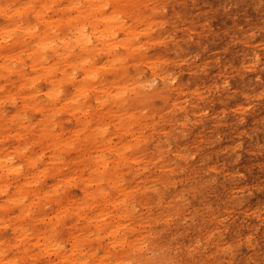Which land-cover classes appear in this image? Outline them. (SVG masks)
<instances>
[{"label":"rangeland","instance_id":"374dc122","mask_svg":"<svg viewBox=\"0 0 264 264\" xmlns=\"http://www.w3.org/2000/svg\"><path fill=\"white\" fill-rule=\"evenodd\" d=\"M126 1L120 9L108 6L104 12L119 18L124 28L129 29V37L117 31L116 41L132 47L119 46L117 59L104 67L102 52L94 51L91 59L97 66L92 84L98 90L111 89V95L101 98L106 100V106L116 99L114 93H120L124 102L119 112H113L116 107L111 106L113 114H106V106L99 108L94 99L100 93L93 92L85 99L84 106L91 110L84 115L58 111L42 116L32 108L22 112L17 108L22 98H29L27 102L34 104L33 96L46 105L44 94L50 86L41 78L32 81V85L17 84L14 74L6 75L0 70V150L11 159L13 166H20V172L26 173L32 182L31 186L24 187L27 191L24 204L30 203L28 215L18 217L17 205L6 202L0 194V205H3L0 209V264H12L17 256L12 254L17 249L4 247L7 241L20 244L14 240L12 232L16 223L29 228L31 263L70 264L58 259L54 251L47 255L37 253L34 235L42 232L44 238L57 240L54 250L69 253V233H75L83 221L57 212L69 208L71 199H84L82 180L93 170L95 163L90 160L93 155L115 158L100 142L92 143L80 134L75 136L79 128L96 127L106 130L103 140L107 139L111 147L120 148L122 154L116 174L110 175L112 171H109L106 176H113L120 180L121 187L131 189L139 204L130 201L127 206L131 207L132 216L120 220H116L112 208H107L113 222L120 221L119 237L132 245L120 247L110 242L106 253L104 245L108 244V239L103 237L104 230L99 232L100 238H96L91 226L88 240L81 248L83 252L92 249L93 255L79 264H264V0ZM67 2L55 0L52 12L47 13L52 16L56 34L61 38L69 32L64 18L74 16L64 8ZM28 15L22 20L33 23L32 15ZM0 22V25L6 23L1 15ZM12 29L9 33L12 35L6 39L8 44L2 45H9L14 34H19L16 28L9 26V30ZM142 29H146L147 34ZM14 48L19 50L17 46ZM19 59L29 64L25 53H21ZM19 59L20 68L25 74H31L29 67ZM152 68L167 77L149 82L153 78ZM75 76L80 77L78 71ZM57 86L63 95L72 92L66 80ZM136 90L143 94L142 99L138 98L141 101L134 98ZM12 100L16 103L12 104ZM43 117H49L45 122L48 130L71 141L68 146L53 153L46 145L48 139L42 138ZM129 126L130 129H126ZM99 140L97 137L96 141ZM135 143H138L136 147ZM14 147L23 149L24 155H17ZM134 154L141 164L128 159ZM28 156L35 159L33 167L28 164ZM53 156L60 160L58 173L54 171ZM139 165L144 168L136 172L134 168ZM43 169L45 172L39 173ZM93 176L91 188L99 187L105 194H113L104 173L99 171ZM19 178L14 175L3 178L9 183L10 194L15 191L14 179L22 181ZM38 191L48 195L40 193L35 197Z\"/></svg>","mask_w":264,"mask_h":264},{"label":"bare ground","instance_id":"6f19581e","mask_svg":"<svg viewBox=\"0 0 264 264\" xmlns=\"http://www.w3.org/2000/svg\"><path fill=\"white\" fill-rule=\"evenodd\" d=\"M2 1H4V2L0 3V15L2 16V19H4V22H6V23L0 25V27H1L0 28V49L2 48V46H5V45H2V43L8 44L6 39L8 36L12 35L9 33H11L13 31V29L9 30V26L16 28L19 31V34L18 35L14 34V38L9 40L10 44L6 45L7 47L6 46L4 47V49H5L4 51H1V53H0V70L2 71V73H5L6 75L14 74L16 79H17V84L20 82L23 85L28 84V83L30 85H32L33 84L32 81H34L38 78H41L46 83H48V86H50L48 91L44 94L45 100L47 101L46 105L42 104L39 101L37 102L34 99V97L31 96V101L34 102V104L27 102L28 101L27 99H29V98H22L21 101L19 102L20 106L17 107L18 110H21L22 112H26V110L32 108V110H35L39 114L41 113L42 116H48L49 113L54 114L55 112H58V111H67V112H70L72 115H74L76 113L78 115H84L85 113H87V110H89V111L91 110L89 107L84 106L85 99L87 98V95L91 92H93L95 94L100 93V96L94 97L95 102L99 108H103L104 106H106L105 105L106 100H103L101 98L103 96L108 97L109 95H111L112 91H111V89H106L103 87L100 90H98L99 88L97 86H95L94 84H92V80L95 79V69L97 66H96L95 62L91 61V59L94 55V51L98 50L99 52H102L104 54V57H105V62H103L101 64L104 67V66H106V64L108 65L117 59L118 55L116 53V50L119 46H121V45H122V47L127 46V49L128 48L130 49L132 47V46H129V44H125V42L116 41V32L117 31H119V32L121 31L124 35L129 37V31H128L129 29L127 27L124 28V25L119 20V18L111 16L109 12L108 13L104 12V10L108 6H110L113 10L120 9L122 7V5H125L126 2H128V1H126V0H68L67 5L64 8H66L68 11H70L71 12L70 14L74 13V16L71 18H70V16L64 18L66 20V27L68 28L69 32L66 36H64L62 38L58 34H56L57 28H56V26H54V23L52 21V16L47 15L48 12H52L51 11V9H52L51 5L53 2H55V0H24L22 2H18L19 0L18 1L17 0H10V1L2 0ZM19 6H21V7H19ZM20 9H22L23 12H21ZM28 14L32 15V18L34 21L33 23L30 21L31 24L29 21H27V19L22 20V17L25 15H28ZM142 30H143V32H145L147 34L146 29H142ZM248 34H250V33H248ZM255 43H253V44H255ZM261 43H263V42H261ZM16 46L19 47L20 51L14 48ZM14 49L17 51V53H13L15 51ZM21 53H25V55L28 56V59H29L28 65L25 61L19 59V56ZM18 59L20 60L21 64L27 65L29 67L31 74L28 75V74L24 73L23 69H21L19 64L17 63ZM205 61H207V60H205ZM110 67H112V65H110ZM224 68L225 67H223V70H224ZM67 69H69V70H67ZM217 70H219V69H217ZM76 71H78L80 74L79 78H76V76H75ZM151 72L153 73V78L149 82H152L155 78H157V79L159 78L160 80H163L165 78L164 76H166V75L161 76L159 73H156L155 69H153V68L151 69ZM221 73H219V74H221ZM58 74H59V76H57ZM57 77H60V78H57ZM170 78H172V77H170ZM62 80L68 81V83L71 86L72 92L69 95H63L62 92L59 90L60 88L57 86V85H59V83ZM201 82H202V80H201ZM144 86H145V84L143 85V87ZM194 87H196V86H194ZM214 87H216V86H214ZM192 91H194L193 88H192ZM173 92H174V90H173ZM176 92H178V91L176 90ZM195 93L196 92H194V94ZM114 94H116L115 95L116 99H114V102H112L111 105L106 106V108H107V110L105 111L106 114H108L110 112L112 114H113V112H119L120 108L123 105L124 100L119 95L120 93L117 92ZM182 95H183V93H182ZM200 96H202V95L200 94ZM263 96H264V92H263ZM142 97H143V94L141 92H139V90H136L134 93V98L135 99H138V98L142 99ZM198 97L199 96L197 95V98ZM255 97H257V96H255ZM176 98H177V96H176ZM176 98H175V100H176ZM140 99H138V100H140ZM171 100H174V99H171ZM158 101H160V100H158ZM11 103L14 104V103H16V101L12 100ZM172 105H173V103H172ZM14 106H16V105H14ZM111 106L116 107V110H114V111L112 110L113 111L112 112ZM179 106L180 105H178V107ZM248 106H250V105H248ZM173 108H175V107H173ZM18 110H16V111H18ZM45 112L47 114L43 115V113H45ZM48 119H49V117L48 118L43 117V119H42V122H44L43 132H45L44 136L42 138L48 139L46 145L49 146L54 153V151H57L60 147L68 146L71 143V141L66 140V139H61L57 135L53 134L52 131L48 130L47 127L45 126V122ZM180 122H182V121H180ZM255 122H257V121H255ZM79 125H81V124H79ZM97 129H98V127H96V129H89V130L85 129V128H83V129L79 128V130L75 131V136L78 137V135L80 134L81 138L84 137V138H86V140H90V142L93 141L92 143H96V142L99 143L100 142L102 144L101 147H103L104 150L107 149L108 151H111L112 153H114L115 158L114 159H107V158H104V156L102 154L101 155H99V154L93 155L94 157L92 156L90 159L91 163L92 162L95 163L93 165V170L89 172V174H88L89 177L82 180L84 182L82 184L81 193H82V196L84 199H81V201H77L76 198L71 199L72 203H71L69 208L63 209V210L57 212V214H60V213L64 214L65 213L69 217V219L71 217H73L79 221L80 220L83 221V225H81L80 227L76 226L77 229H76L75 233L74 232L69 233V236H68V239L70 241L69 253L67 252L68 254L67 253L61 254L60 252H58V249L54 250L53 248L55 247V241L57 242V240H53V239L48 238V237L44 238L42 232L38 231V233H35V235H34L36 237V243L33 245L38 247L37 253H39V254L42 253L43 255H47V254H50L52 251H54L55 255L58 259H65V261L70 263V264L71 263L72 264H79V262H81L82 260H85L86 257L93 255L92 249H87V252H89V254L85 255L87 252H83V248H81V246H84L85 242H87V240H88V236H87V234L89 233L88 228L91 226L93 227V229L95 231L96 238H100L99 232L101 230H104V232H103L104 236L103 237L108 239V241H107L108 244L106 243V246L104 245V249H105L106 253H108V251H107L108 246L107 245H109L110 242L116 243V244L120 245V247H123V245H127L128 247H130L132 245L131 243L127 242L125 239H122L119 237L118 229L120 226V221L113 222L114 219L110 218L111 212L107 211V208L108 207L112 208L111 211L115 213L116 220H120V219H123L126 217L130 218L132 216L131 207L130 206L128 207L127 205L130 201L131 202L134 201L135 203L139 204V202H138L139 199L137 200L134 198L135 194L132 195L133 193H132L131 189H129V188L127 189L126 187H121V185L119 184L120 180H117L113 176H106L107 172H109V171H112L110 173V175L116 174L117 165H118V162H120L118 160H122V154L120 153V148H118L116 146L111 147L109 145V143L107 142V139L105 141L103 140L104 133L106 132V130H103V129L97 130ZM126 129H130V126L127 127ZM97 137H99V139H100L99 141H96ZM86 140H84V141H86ZM136 141L138 142L139 140H136ZM126 144H127V142L123 143V146ZM137 144L138 143H135V147L137 146ZM46 147H44V148H46ZM160 148H161V146H160ZM14 150H15V153L17 155H24L23 149L20 150V149L14 147ZM80 152H82V151H80ZM160 154H161V152H160ZM181 154H182V152H181ZM181 154H179V155H181ZM26 159L28 160L29 166L33 167L35 164V159H31L29 156ZM51 159L54 160L52 162V164L55 165L54 171H55V173H58L59 172L58 162L60 160L54 156ZM128 159H130L131 162L136 163V164H139L141 162L137 158L136 154L129 157ZM166 160H168V159H166ZM160 161H161V159H160ZM160 161L158 163H160ZM59 165H61V164H59ZM144 165H146L145 162H144ZM144 165H141V166L139 165L138 167L136 166V168H134V170L136 171L137 169L144 168L143 167ZM145 167H148V166H145ZM169 167H170V165H169ZM159 168H160V166H159ZM161 168H160V170H161ZM170 168H168V169H170ZM213 168H214V166H213ZM145 169H147V168H145ZM44 170L45 169L39 171V173L45 172ZM155 170H156V168H155ZM20 171H21V167L20 166H16V167L13 166L11 159H9L8 157H5V155H2V150H0V178L2 180V182L0 183V194L4 196L6 202L17 205L18 212H19L18 217H20L24 213H26V215H28L30 212V209H29L30 207L28 208L30 203L25 205L23 200L25 199L24 195L27 194V191L24 189V187L32 185V182H30V180L26 177V173L24 174L23 172H20ZM99 171L101 172V174L102 173L105 174L104 177H106V181L108 182V184L110 185V188L113 191L112 195L111 194H108V195L105 194L104 190L102 188H99V187H95L94 189L91 188V183L94 181L93 175H94V173H95V175H98ZM133 174L135 175V173H133ZM8 175H14V177L22 178L21 182H18L19 180L14 179V181H13L14 189H15L14 194L9 193V189H8L9 183L4 181V179H3V178H7ZM164 175H165V172H164ZM144 176L146 177V175H144ZM158 176H160V175H158ZM151 178H154V177L152 176ZM164 178H165V176H164ZM138 180H139V178H138ZM138 180H136V181H138ZM143 181H145V179ZM148 181H150V180H148ZM3 183H5V184H3ZM140 186H142V185H140ZM145 187L148 188L147 185ZM174 187H172V188H174ZM142 188H144V187H142ZM146 188H145V190H146ZM150 189H151V187H150ZM153 191H155V190H153ZM174 192H178V191H174ZM40 193L42 195H48L47 192H39L38 191V193L34 196L38 197V195ZM138 193H139V191H138ZM174 194H177V193H174ZM118 196H121V198ZM180 197H182V196H180ZM169 198H170V196H169ZM176 199H178V198H176ZM71 200H69L68 203H70ZM90 200L92 201V203H90ZM147 201H148V199H147ZM158 203H161V202H158ZM155 204H156V202H155ZM167 204H169V203H167ZM1 207L3 208L2 204L0 205V209H1ZM84 210H88V212H84ZM89 211H92V212L90 213ZM166 211H167V209H166ZM151 213H152V211H151ZM161 213H163V212H161ZM133 214H134V212H133ZM144 214H146V213H144ZM244 214H245V212H244ZM161 215H163V214H161ZM168 215H171V214L168 213ZM166 218H164V219L166 220ZM29 219L32 220L31 217H29ZM110 219H111V221L108 222V220H110ZM140 219H142V218H140ZM216 219H218V218H216ZM165 220H164V222H165ZM144 221H146V220H144ZM94 222H95V224H94ZM137 223H139V222H137ZM145 223H147V222H145ZM66 224H68V223H66ZM82 229H84V231H82ZM28 230H29V228L22 227L20 223H16L14 228L12 229V232L14 234V240L19 241L20 244H18V245L16 243L9 244L10 242L7 241L6 244L4 245V247L7 248L8 250L11 248L17 249L16 252L14 251L15 253H12L13 255H17L15 257L16 259L14 258V260L12 261V264H33V263H31V260L33 259V254L30 252L29 247H28L30 245V243H28V241L31 238V236L28 234L30 231H28ZM72 230H73V228L71 229V231ZM156 233L157 232H155V234ZM40 240H43V241L40 242ZM1 244H2V242L0 241V245ZM142 246H145V245H142ZM214 253H216V252H214ZM74 254L80 255V257L75 258V257H73Z\"/></svg>","mask_w":264,"mask_h":264}]
</instances>
